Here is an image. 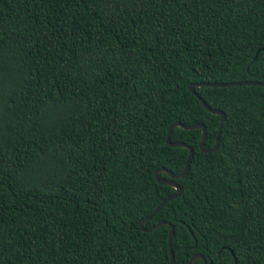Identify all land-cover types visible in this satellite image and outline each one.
Returning a JSON list of instances; mask_svg holds the SVG:
<instances>
[{
  "label": "trees",
  "instance_id": "trees-1",
  "mask_svg": "<svg viewBox=\"0 0 264 264\" xmlns=\"http://www.w3.org/2000/svg\"><path fill=\"white\" fill-rule=\"evenodd\" d=\"M246 80L264 0H0V264H170L140 228L187 159L168 128L213 146L188 85ZM195 90L218 147L172 129L193 157L143 226L174 264H264V86Z\"/></svg>",
  "mask_w": 264,
  "mask_h": 264
},
{
  "label": "water",
  "instance_id": "water-1",
  "mask_svg": "<svg viewBox=\"0 0 264 264\" xmlns=\"http://www.w3.org/2000/svg\"><path fill=\"white\" fill-rule=\"evenodd\" d=\"M240 84H255V85H262L264 86V81H252V80H246V81H231V82H210V81H205V82H200V83H190L188 85V89L200 100V102L202 103V105L207 109L209 110L210 112L212 113H215V114H219L220 115V122H219V126H218V129H217V132H216V136H215V141H214V144L213 146L209 147V148H205L204 147V143L206 141V126L203 124V123H194V124H190V125H185L183 124L182 122H179V121H175L173 122L169 128H168V133H167V136H166V142L171 145V146H183V147H186L188 149V155H187V159L185 161V165H184V168L178 172V173H173L172 171L168 170L167 168L165 167H160V168H157L155 170V177H156V180L159 182V183H164V184H168L172 187L175 188V192L166 196L156 207L155 209L147 216H145L141 222H140V228L144 231H150L152 230L153 228L161 225V224H167L169 225V233H168V247H169V252H170V264H174L173 262V253H172V248H171V239H172V234H173V225L168 222V221H165V220H160L158 221L157 223L151 225L150 227L148 228H145L143 226L144 222L146 221V219H148L151 215H153L154 213H156L160 208L161 206L166 203L168 200L176 197L179 192H180V187L178 185V183H176L173 179L174 178H178V177H181L182 175H184L186 173V171L188 170L189 168V162L190 160L192 159L193 157V148L191 146H189L188 144L184 143V142H179V141H170V134H171V131L172 129L175 127V126H181L183 128H196V127H200L201 128V139L199 141V148L201 151L203 152H210V151H214L217 149L218 147V141H219V135H220V131H221V127H222V124L224 122V118H225V114L222 110L220 109H214L212 107H210L205 101L204 99H202V97L196 92L195 90V86H230V85H240ZM161 171H164L167 173L168 175V178H165V177H161L159 175V173ZM232 252V250H231ZM233 254V252H232ZM196 257H200L202 258L203 260V264H208L207 263V260L205 259V257L203 255H201L200 253H195L191 256L188 264H193V261ZM234 264H236V257H234Z\"/></svg>",
  "mask_w": 264,
  "mask_h": 264
}]
</instances>
